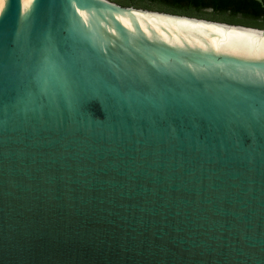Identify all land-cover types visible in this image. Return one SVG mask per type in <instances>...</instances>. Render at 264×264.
Returning <instances> with one entry per match:
<instances>
[{"label":"water","instance_id":"obj_1","mask_svg":"<svg viewBox=\"0 0 264 264\" xmlns=\"http://www.w3.org/2000/svg\"><path fill=\"white\" fill-rule=\"evenodd\" d=\"M0 264H264V27L0 0Z\"/></svg>","mask_w":264,"mask_h":264},{"label":"trees","instance_id":"obj_2","mask_svg":"<svg viewBox=\"0 0 264 264\" xmlns=\"http://www.w3.org/2000/svg\"><path fill=\"white\" fill-rule=\"evenodd\" d=\"M122 5L151 3L177 14L203 17L207 10L215 15L212 20L247 26L264 27V0H113Z\"/></svg>","mask_w":264,"mask_h":264},{"label":"rangeland","instance_id":"obj_3","mask_svg":"<svg viewBox=\"0 0 264 264\" xmlns=\"http://www.w3.org/2000/svg\"><path fill=\"white\" fill-rule=\"evenodd\" d=\"M133 6L135 7H138V8H144V9H149V10H155V11H160V12H169V13H173L171 11H168L158 5H155V4H151V3H137V4H134ZM184 15H187V14H184ZM188 16H196L195 14H192V15H188ZM203 17H206V18H214L215 15L212 13V11L209 9L207 10L204 14H203Z\"/></svg>","mask_w":264,"mask_h":264},{"label":"bare ground","instance_id":"obj_4","mask_svg":"<svg viewBox=\"0 0 264 264\" xmlns=\"http://www.w3.org/2000/svg\"><path fill=\"white\" fill-rule=\"evenodd\" d=\"M139 12H141V11H139ZM144 13L158 14V13H152V12H147V11H144ZM159 15H165V14H159ZM166 16H171V15H166ZM173 17H176V16H173ZM180 18H183V17H180ZM186 19H188V18H186ZM192 20H194V19H192Z\"/></svg>","mask_w":264,"mask_h":264}]
</instances>
